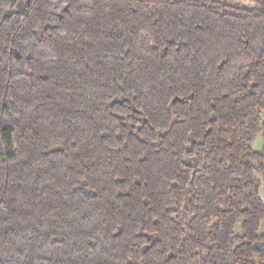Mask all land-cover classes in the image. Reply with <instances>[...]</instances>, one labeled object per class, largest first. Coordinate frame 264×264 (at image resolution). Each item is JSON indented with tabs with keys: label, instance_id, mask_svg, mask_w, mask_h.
Wrapping results in <instances>:
<instances>
[{
	"label": "trees",
	"instance_id": "1",
	"mask_svg": "<svg viewBox=\"0 0 264 264\" xmlns=\"http://www.w3.org/2000/svg\"><path fill=\"white\" fill-rule=\"evenodd\" d=\"M252 1L0 0V264H264Z\"/></svg>",
	"mask_w": 264,
	"mask_h": 264
},
{
	"label": "rangeland",
	"instance_id": "2",
	"mask_svg": "<svg viewBox=\"0 0 264 264\" xmlns=\"http://www.w3.org/2000/svg\"><path fill=\"white\" fill-rule=\"evenodd\" d=\"M49 1H50V3L55 4V3L59 2L60 0H49ZM228 1L231 3L240 4V5H244L247 7L255 6L254 1H252V0H228ZM262 144H263L262 136H261V134H258L255 137V139L251 142V147L253 150L259 151L262 148ZM260 194H261V196L264 195V182L262 184ZM235 231H236V233H239V234L241 233L240 223L237 224ZM259 233L264 234V221L260 225Z\"/></svg>",
	"mask_w": 264,
	"mask_h": 264
}]
</instances>
